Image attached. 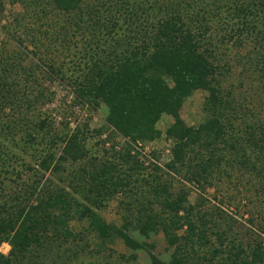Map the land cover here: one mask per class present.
<instances>
[{
    "label": "trees",
    "instance_id": "1",
    "mask_svg": "<svg viewBox=\"0 0 264 264\" xmlns=\"http://www.w3.org/2000/svg\"><path fill=\"white\" fill-rule=\"evenodd\" d=\"M12 1L31 8L34 15H29L40 28L53 9L68 15L66 24L55 29V38L79 33L86 36L89 50L97 48L73 75V91L93 110L104 104L107 127L122 136L126 146L110 145L102 155L89 156L82 129L65 125V131H57L51 119L35 109L47 100L43 88L30 89L37 82L35 71L20 61H1L0 114L9 108L13 115L0 125V245L10 246L7 254L0 251V264H67L89 246L111 251L117 239L133 251L145 250L149 264L263 262L260 243L233 253L234 246L229 248L219 233L218 246L212 247L211 220L199 211V204L189 202L185 184L202 189L233 160L242 169L264 175V125L243 121L239 129L242 124H235L248 107L222 85L228 63L218 57L220 43L240 45L244 35L257 31L251 17L261 11L264 0ZM224 10L230 18L222 16ZM47 31L43 47L50 49L53 28ZM40 42L34 45L37 50ZM260 49L264 52V46ZM37 64L53 77L52 59L41 56ZM13 70L21 71L18 79L23 82L8 79ZM196 90L207 92L204 118L197 126L187 125L180 110ZM163 114L173 118L165 130L173 143L165 169L155 163L146 166L132 154L135 145L161 135L156 123ZM13 161L23 164L31 175L28 180L14 169ZM177 177L183 183L175 189ZM116 196L122 210L119 225L102 215ZM130 231L143 237L161 232L172 248L170 259L159 258L154 244L133 238ZM130 259L137 264L136 253Z\"/></svg>",
    "mask_w": 264,
    "mask_h": 264
},
{
    "label": "rangeland",
    "instance_id": "2",
    "mask_svg": "<svg viewBox=\"0 0 264 264\" xmlns=\"http://www.w3.org/2000/svg\"><path fill=\"white\" fill-rule=\"evenodd\" d=\"M238 1L248 2L249 0ZM260 8L261 11L255 10L251 17L257 25V31L244 35V41L240 45L232 41L220 43L222 46L218 51L220 61L228 63V72H225L222 85L226 89L231 88L236 102H241L245 104V107H248V110L242 109V112L245 113L244 116H237L239 120L235 124H242L238 126L239 129H242L243 121L246 124L261 123L264 125V74L262 71L264 70V52L260 49L264 46V6H260ZM29 14L34 15L31 8L27 9L19 1L4 0L3 7H0V75L3 71L1 69L2 62L15 63L16 61L18 63L20 61L24 67H29L30 72L35 71L37 82L31 84L30 89L43 88L47 98L44 105L36 106L35 109L40 112L41 116L51 119L53 128L57 131L62 129L65 131V125L69 130L75 127L82 129L85 133V146L89 156L102 155L103 148L109 149L110 145L115 148L126 146L124 138L115 135L112 129L107 127L104 104H100L97 110H93L84 101L77 100L73 91L71 83L73 75L89 54L95 52L97 48L93 51L89 50L86 36L79 33L65 34V37H60V40L55 38V29H58L59 23L66 24L68 15L58 14L53 9L51 19L44 22V26L40 28ZM222 16L230 18L226 10L222 12ZM148 21H151V18L148 17ZM122 22L123 19H120V23ZM49 23L53 25L51 26ZM229 23L231 24L232 21ZM212 25L215 24L212 23ZM233 25L236 27L235 24ZM52 28L53 47L45 49L43 46L48 43L47 36H49L45 34H50L47 30ZM217 40L218 38L214 41ZM31 41H34V44ZM38 41L43 43L40 42L39 50L34 46ZM41 56L48 62L53 60V77L45 75L38 67L37 58ZM22 75L21 71L13 70L8 79L19 81L18 78ZM206 96V91L196 90L183 103L180 115L187 125L197 126L203 120L202 105ZM12 115V109L5 108L0 114V125L9 122ZM172 121L173 118L170 115L163 114L156 123V128L161 132V135L153 141L134 146L137 151L132 154L137 153L138 158L144 161V165L155 163L165 169V164L171 158L170 149L173 144L172 140L165 135V130ZM98 129L102 130L100 135L96 132ZM16 139L19 137L17 136ZM104 141H106L105 145ZM8 144L6 142V145ZM24 157L27 160L29 155L25 154ZM234 161L224 163L220 169L222 171L214 173L209 181L210 184H204L202 189L194 184L186 183L189 193L188 200L192 205L199 204V211L206 212L207 218L211 220L209 239L212 247L218 246L217 234L221 233V237L225 239L224 243L229 248L234 246L233 253L237 252L240 247L249 251L259 243L264 251V175L259 176L254 172L242 169ZM15 163L12 162L14 169L22 173L23 177L28 180L31 177L30 173L22 168L23 164ZM55 176H53V180L56 181L57 176ZM11 177L13 174L4 176L8 179ZM173 181L175 189L183 183L178 177ZM9 183L14 185L12 182ZM119 199L120 196H116L102 211V215L108 222L117 225L121 223L120 214L122 212L117 204ZM71 225L77 227L76 222H72ZM130 234L139 241L154 244L153 252L159 258L166 261L170 259L172 248H168L161 232L150 234L149 237H143L136 231H130ZM109 247L112 249L111 251L97 252L89 246L67 264H132L130 256L133 253H136L137 256L135 263L149 264L150 262L149 255L145 250L133 251L120 239L115 240ZM9 249L10 246L7 242L0 245V251L4 254H7ZM260 264H264V256L263 262Z\"/></svg>",
    "mask_w": 264,
    "mask_h": 264
}]
</instances>
